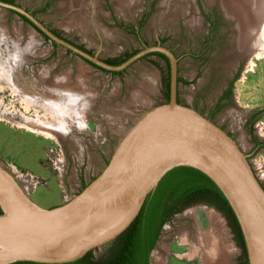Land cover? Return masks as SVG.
Wrapping results in <instances>:
<instances>
[{"label":"rangeland","instance_id":"1","mask_svg":"<svg viewBox=\"0 0 264 264\" xmlns=\"http://www.w3.org/2000/svg\"><path fill=\"white\" fill-rule=\"evenodd\" d=\"M11 1L33 13L57 35L103 60H122L158 42L173 49L180 56L178 74L186 78L178 99L184 104L189 105L195 95L211 101L215 87L224 83L240 63L233 99L216 119L250 154L253 170L264 185V148L252 152L249 138L255 134L264 140V57H257L259 49L255 45L248 44L244 49L238 46L244 25L248 28L254 23L253 43L258 37L264 23V0H245L248 5L243 0ZM250 6L258 14L257 21L249 17ZM0 32L11 46L23 52V59L12 68L15 83L23 92L31 97L56 95L60 103L63 99H76L78 103L81 123L62 132L50 126L51 133L45 135L0 120V163L42 178L36 192L30 194L39 204L49 207L65 203L82 190L66 194L63 187L74 189L79 175L94 172L96 178L142 112L167 101L168 62L151 54L119 74L102 70L55 44L17 12L2 6ZM62 83L65 86L60 88ZM2 85L3 109L13 97L9 90H1ZM20 105L16 102L14 111H23ZM59 145L66 158L63 175L50 165L48 155L49 149ZM217 219L221 224L216 223ZM167 224L169 228H163L155 246L157 254L152 264H201V256L216 255L218 247L205 241L197 244V238L201 242L214 230L223 250L231 254L227 263L223 258L222 264H242V249L227 219L215 206L198 203L179 209ZM108 245L93 251L94 256L103 254Z\"/></svg>","mask_w":264,"mask_h":264},{"label":"water","instance_id":"2","mask_svg":"<svg viewBox=\"0 0 264 264\" xmlns=\"http://www.w3.org/2000/svg\"><path fill=\"white\" fill-rule=\"evenodd\" d=\"M0 6L27 17L57 44L107 71H123L160 52L170 62V100L144 110L117 144L101 173L65 203L33 200L0 163V264L66 263L111 243L140 213L163 177L180 166L197 168L221 189L244 237L249 264H264V185L248 154L218 123L178 100V61L158 42L118 65L57 35L25 8Z\"/></svg>","mask_w":264,"mask_h":264},{"label":"trees","instance_id":"3","mask_svg":"<svg viewBox=\"0 0 264 264\" xmlns=\"http://www.w3.org/2000/svg\"><path fill=\"white\" fill-rule=\"evenodd\" d=\"M3 1L13 3L11 0ZM19 15L41 31L27 17L22 14ZM45 36L49 38L47 35ZM54 43L57 44L55 41ZM79 47L91 53V51L86 48L82 46ZM137 52L138 51L128 54L122 60L105 59V61L110 64L118 65ZM151 54H156L164 58L168 62L170 72V62L166 55L160 52H153L148 55ZM90 63L105 70L92 62ZM121 72L122 71H114L113 73L119 74ZM166 87L168 90L166 99L169 101L170 74L166 81ZM166 199H172L173 201L169 205L167 204V208L162 213H159L157 209ZM196 203L211 204L225 216L238 245L242 249V264H249L241 227L229 201L217 184L207 174L190 166H180L170 170L160 181L155 192L148 196L135 220L125 231L109 243L105 252L99 257H95L93 254L94 250H91L83 257L72 262L42 263L19 261L11 264H150V254L157 244L163 223L167 221L175 211ZM1 212L2 209L0 207V213Z\"/></svg>","mask_w":264,"mask_h":264},{"label":"bare ground","instance_id":"4","mask_svg":"<svg viewBox=\"0 0 264 264\" xmlns=\"http://www.w3.org/2000/svg\"><path fill=\"white\" fill-rule=\"evenodd\" d=\"M246 1L243 0L245 4L247 5L250 4V3H247ZM224 4L226 7H228L227 3L224 2ZM253 5L254 4H252V6ZM243 6L245 7V5ZM252 6L249 7L250 9L249 17L252 18V20L257 21L258 17H256V15L258 14L255 12ZM255 6H258V5L256 4ZM252 26H254V23ZM251 27L245 28V25H244V28H242L241 30V37H240V42H238V46L240 47V49L241 48L244 49V47H247L248 44H251L252 46L255 45L259 49L257 51V55H258L257 57L261 56L262 58L264 57V23L261 25L260 30H258L259 34H257L258 37L255 38L254 43H253L254 32H256V28H251ZM12 46L11 44H9L7 39L4 37V33L0 32V83L1 84L3 83L5 85V86L2 85L1 90H9L10 95L13 97L12 101L8 105H4L3 109L0 108V120L2 119L7 120L9 122H12L14 125L16 124L17 126L27 128L31 131L38 130L40 131V133L45 134V135H48L49 133H51L50 128H49L50 126L52 127V129L62 132V130L64 129L70 130V125L71 126L73 124L78 125L79 123H81V120H79L81 119V116H80L81 112H79L77 108L78 103L76 102V99H74L72 102H67V99L66 100L63 99L62 103H60L57 101L56 95H52V96L50 95L49 98L44 95L31 97L28 94H26V92H23L20 89V87L16 85L15 80L13 78V73H15V71L12 68L15 65L17 66L20 63V60L23 59V52L21 50H18L17 46L15 45H12ZM16 80L18 81V78H16ZM12 84L13 85L15 84L16 86L15 85L13 86ZM64 84L65 83H62L60 85V88L62 86H65ZM64 91L67 92L66 89H64ZM16 102L18 103V105L21 104L20 106L21 108H23V111H14V110H17V108H15ZM2 103H4V96L0 95V106ZM28 113L33 114V116L28 115ZM216 221H217L216 222L217 224H221L219 219H217ZM216 236L217 235L214 232L212 236L207 237V244L211 247L215 246L214 248L218 247V250H217L218 252L217 254L215 253L216 255L214 256L213 254L212 255L203 254V257L205 259V264H222L223 263V258H224L223 257L224 256L223 246H221V242L216 240L217 238Z\"/></svg>","mask_w":264,"mask_h":264},{"label":"flooded vegetation","instance_id":"5","mask_svg":"<svg viewBox=\"0 0 264 264\" xmlns=\"http://www.w3.org/2000/svg\"><path fill=\"white\" fill-rule=\"evenodd\" d=\"M172 51L174 52L173 49H172ZM174 54H175L177 61H178V73H179L180 56L178 54H176L175 52H174ZM238 65L239 66L236 68L235 72L229 78H226L224 80V83H221V84L217 85V87H215V90L212 91L213 93L211 95V97H212L211 101L204 100L199 95H195L188 102L190 106H192L194 109L200 111L202 114L206 115L208 118H210L213 121H215L216 123H218L224 129H226L225 126L223 124L219 123V121H217L216 118L220 114V112H222V109L226 105H228V103L231 102L233 99L234 87H235L236 81L238 80V72H239V69H240L239 67L241 64L239 63ZM185 84H186V78L185 77L183 78V77H181V74L180 75L178 74V99H180L179 98V96H180L179 91H180L181 85L184 86ZM228 132L231 134L230 131H228ZM249 138L252 142V146H251L252 152H256V151H259V150L264 148V140L263 139L256 137L255 134L251 135ZM248 155H250V154H248ZM94 176H95V173L94 172L91 173L87 177V179H85L83 185H86L87 183H89L94 178ZM165 201L162 204H160V206L158 207L157 211L159 213H162L167 208V204L169 205L173 200L172 199H169V200L166 199ZM196 204H198V203H196ZM188 206H190V205H188Z\"/></svg>","mask_w":264,"mask_h":264},{"label":"built area","instance_id":"6","mask_svg":"<svg viewBox=\"0 0 264 264\" xmlns=\"http://www.w3.org/2000/svg\"><path fill=\"white\" fill-rule=\"evenodd\" d=\"M76 130H77V128H76ZM78 130H80V129H78ZM80 131H84V130H80ZM81 150H83V147H81ZM48 152H49L48 155H49L50 165L56 171H59V173L61 175H63L65 162H66L64 149H62V146L59 145L58 147L49 149ZM7 169L15 176V178L19 181V183L21 184L22 188L24 189V191L28 195H30L32 192H36L38 186L42 183V178H40L39 176H37V175H35V174H33V173L29 172V171H24V170L18 169L17 166L14 167L12 164H9V168H7ZM91 173H93V172H90L89 174H83L82 176L79 175V177L77 179L76 187L74 189H72L71 191H69L67 188L63 187L64 193L69 194V193H73L75 191L79 192V190H83L84 186H86V185H83L84 181H85V179H87V177ZM89 183H87V184H89ZM66 196H68V195H66ZM184 208L186 209V208H188V206H186ZM172 215L169 217V219L167 221H165L163 223L162 228H161V232H162L163 228H169V225L167 223L171 220ZM154 249H155V247L153 248V250L151 251V254H150V264H152V257L154 258V256L157 254V252L154 251Z\"/></svg>","mask_w":264,"mask_h":264},{"label":"crops","instance_id":"7","mask_svg":"<svg viewBox=\"0 0 264 264\" xmlns=\"http://www.w3.org/2000/svg\"><path fill=\"white\" fill-rule=\"evenodd\" d=\"M213 232H215L216 235L218 234V233H217V230H216V231H215V230L212 231V233H213ZM204 241L207 243V239H203V238H201V242H200V239L197 238L196 243H197V244H200V243H203ZM223 255H225L224 259L226 258V263H227V260L230 259V255H231V254H230V250L224 248V250H223ZM201 260H202L201 264H205V259H204L203 255L201 256Z\"/></svg>","mask_w":264,"mask_h":264}]
</instances>
